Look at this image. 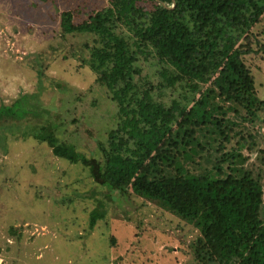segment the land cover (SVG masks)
<instances>
[{
  "label": "trees",
  "instance_id": "trees-1",
  "mask_svg": "<svg viewBox=\"0 0 264 264\" xmlns=\"http://www.w3.org/2000/svg\"><path fill=\"white\" fill-rule=\"evenodd\" d=\"M104 1L60 13L62 38L88 37L80 67L117 109L99 158L60 140L51 111H38L29 135L52 156L88 168L94 184L191 226L195 264H264L263 188L240 152L252 132L237 130L264 123L246 61L264 56V0Z\"/></svg>",
  "mask_w": 264,
  "mask_h": 264
},
{
  "label": "rangeland",
  "instance_id": "rangeland-1",
  "mask_svg": "<svg viewBox=\"0 0 264 264\" xmlns=\"http://www.w3.org/2000/svg\"><path fill=\"white\" fill-rule=\"evenodd\" d=\"M104 6V0H0V264H195L191 226L94 184L88 168L52 156L30 136L38 111H51L60 140L99 158L97 144L115 129L117 109L80 67L88 37L62 38L60 13ZM246 61L264 100V56ZM232 119L241 124L239 115ZM243 125L239 132H252L240 148L244 167L260 179L264 203V123L259 131Z\"/></svg>",
  "mask_w": 264,
  "mask_h": 264
}]
</instances>
